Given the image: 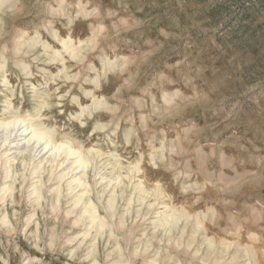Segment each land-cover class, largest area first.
<instances>
[{"label":"clouds","instance_id":"obj_1","mask_svg":"<svg viewBox=\"0 0 264 264\" xmlns=\"http://www.w3.org/2000/svg\"><path fill=\"white\" fill-rule=\"evenodd\" d=\"M216 2L0 0V52L30 34L54 33L56 24L77 40L103 26L89 61L75 67L81 83L93 85L83 95L95 93L107 107L96 109L93 98L85 111L56 80L51 90L27 88V103L12 109L32 133L26 143L60 150L85 183L80 156L61 145L115 156L103 170L94 157L88 165L87 190L109 227L78 256L79 244L65 252L72 264H264V9L245 21L246 43L237 45L227 35L232 18L212 19ZM54 3L65 15L53 17ZM80 7L93 12L87 24H74ZM116 52L128 55L124 70L88 79L92 61ZM11 164L0 159L5 171ZM70 232L53 228L45 241L18 218L5 219L0 264L10 253L19 254L12 264H31L16 243L21 233L55 253Z\"/></svg>","mask_w":264,"mask_h":264},{"label":"bare ground","instance_id":"obj_2","mask_svg":"<svg viewBox=\"0 0 264 264\" xmlns=\"http://www.w3.org/2000/svg\"><path fill=\"white\" fill-rule=\"evenodd\" d=\"M81 12L86 11L82 8ZM48 34L57 43L59 46L58 48H53L51 43L43 39L40 33H36L35 35L30 34L28 37H22L18 40L13 49L15 58L12 60V65L19 75L21 73L22 76L26 78L33 75L31 66L27 63L28 59L38 63L41 62L43 58H46L44 62L50 65L56 62H61L63 64L67 58L66 56H69L71 59L80 62V60H83V47H85V45L92 46L95 44L94 39L96 38L95 33H93V37L90 39L75 41L72 36H61L56 29L54 33ZM9 61L7 53L0 52V82L4 92L7 93H5V102L0 111V159H2L4 163L12 162L11 166L8 167L6 171L0 168V222H3L5 219L11 222L19 217L20 212L16 206L20 202H18L17 197L18 194H20V188H24L21 186L26 185V194H24L27 197L29 210L33 209V212L27 213L22 222L27 225L29 233L32 232L29 231L32 225H36L34 233H40V224L36 221L37 213L38 210L45 211L44 204L45 202L47 203L46 200L48 199V194H50L52 203L51 207H48L50 209L49 211L59 216L65 204V217L72 221L71 224H73V228H81L80 232L75 233L71 237L68 236L69 238L66 241L68 247L75 243L71 249L76 248L77 244L80 245L74 253L78 256L84 247L91 244L93 236L97 233H105L109 227L105 211L101 210L97 205L95 192L90 193L87 190L92 183L91 173L87 172L88 165L94 157L99 169L103 170L115 159V156L105 160L99 153H94L91 150L87 155H84L82 152L73 150L70 144L67 146L61 145V149L67 148L69 155L80 156V161L77 166H82L89 177L87 183H85L80 178V173L75 171L71 162H66V158H61L63 153L60 150H57L55 155H53V150L49 149V151L45 152V145L38 142V140H32L26 143V141H29V137L32 133L28 131V126L12 110L16 107L14 98L17 94L9 78ZM117 61L118 58L114 60H102L104 77H107L108 73L120 69ZM65 69L66 68L63 67V69L60 70V75L65 74L66 78L70 80L72 77L64 73ZM40 70L46 73V69ZM100 77L101 74H96L94 77L96 83L101 82ZM31 86L32 88L39 89V87L33 84H31ZM83 91L91 92L87 89ZM88 98H90L91 103L87 105L80 104V108H83L85 111L88 110V106L93 104V98H95L96 109L102 110L107 107L106 103L96 97L94 93L93 97ZM46 135V130L41 131L39 133V139L43 140ZM20 172L24 174L25 178L23 181L19 178L18 173ZM108 182H112L110 178H108ZM47 183H53V185L50 186L48 184L47 186ZM45 195L47 196L45 197ZM64 200L66 201L65 203L63 202ZM9 205L11 209H9ZM14 214H17V216L14 217ZM67 219L66 221L68 222ZM27 258L30 262L35 260L30 256H27Z\"/></svg>","mask_w":264,"mask_h":264},{"label":"rangeland","instance_id":"obj_3","mask_svg":"<svg viewBox=\"0 0 264 264\" xmlns=\"http://www.w3.org/2000/svg\"><path fill=\"white\" fill-rule=\"evenodd\" d=\"M61 8V9H60ZM82 8L85 9L86 12H81ZM262 9H264V4H261L259 7H257V2L256 0H217L215 5L211 7V16L212 19L215 20H222L226 17H231L233 24L232 27L229 29L228 36H231L233 39L234 43L237 45H240L242 43H246L245 41L242 40L241 36L239 35L241 30H247L245 26V21H249L253 18V15L256 13H259ZM57 11V12H56ZM79 15L75 16V21L74 24H79L80 22H84L85 24L88 23V20L93 16V12L87 8V7H80L78 9ZM53 17H59L65 15L64 10L62 7H57V5L54 3L53 4ZM75 15V13H73ZM127 22H125L126 24ZM55 29L59 32V34L63 37L68 36V32L65 29H62L60 27V24L55 25ZM93 33H95L96 38L94 39V43L92 46H87L83 47L82 54H83V60L80 62L78 60H73L69 56H66L65 62L62 64L61 62H56L54 64H46L44 61L46 58H43L41 62H33L31 59L27 60V63L31 66V70L33 75L26 78L23 77L22 74H18V72L13 68L12 65V60H14V55H13V49L7 51V55L9 57V78L11 80L12 85L14 86L13 89L16 90V97L14 98V104L16 107H20V101L24 100L25 103H27L26 100V92L27 88H32L31 84L41 88L45 84H47V88L49 90L53 89L56 87V85L53 83V81L59 80L61 81L65 87L60 88L59 92L61 95H63L65 92H68L69 97H76L79 104L81 105H87L90 102V98L85 97L83 93L80 91V89H87L92 91L93 85L87 84V83H81V75L76 71L75 66L83 65L84 63L89 61V56L92 53L93 49L97 48V45L100 44L103 36H104V31H103V26L102 25H93L90 30L87 33L86 37H81L79 40L83 39H90L93 37ZM36 33H33L31 35H35ZM42 35V38L49 41L53 48H58L59 46L57 43L50 37L48 32L45 33H40ZM72 38L75 41H78L75 37V35L72 36ZM118 58V65L120 66V69L108 73L107 77H110L111 74L116 73L118 71H122L125 69V66L127 65L128 62V55L125 53L121 52H116L115 54L112 55H104L102 58L98 57L95 61H92V73L88 76V79L94 78L96 74H101L103 76L104 74V68H103V59H116ZM65 67L66 69L64 70V73L68 74L72 78L69 80L66 78L65 74L60 75V70ZM40 69H46V73H43ZM39 73V74H38ZM166 77L162 76L160 80V88L163 91L164 90V81ZM75 84L76 87H72V85ZM70 89V91H68ZM0 111L2 108V105L4 104V96L5 93L4 89L2 87V84L0 82ZM7 94V93H6ZM95 94V93H94ZM70 107H75V105H70ZM80 109L78 108L77 111ZM75 114V113H73ZM103 124L104 122L101 121ZM102 133H98V135H101ZM21 169V168H20ZM92 182V181H91ZM50 186L53 185V183H47ZM24 188H20V194H18V205L16 208L20 212L18 219L23 220V218L27 215V213H32L33 209L29 210V205L27 201V197L25 196L26 194V185L21 186ZM25 191V192H23ZM25 193V194H24ZM46 194V193H45ZM47 195H45L46 197ZM48 194V199L46 200L47 203L45 202V206L43 210H38L36 221L39 225V236L43 237L45 241L50 240L52 236V229H56L57 235L61 233V230L63 228L64 231H68L69 228H71V232L69 233V236H73L75 233H78L81 231V228H73L71 224L72 221L70 219H67L65 217V200L63 201V210L61 213L54 215L49 211L52 203V198ZM50 202V203H49ZM46 207V208H45ZM49 207V208H48ZM9 209H11V206L9 205ZM45 212V213H43ZM43 214V215H42ZM54 215V216H53ZM40 216V217H39ZM52 216V217H51ZM58 217V219H57ZM65 217V218H64ZM56 220H55V219ZM64 218V219H63ZM68 220V222L66 221ZM66 221V222H65ZM41 222V223H40ZM32 228V229H31ZM36 230V225H32L29 229V231H32L30 233H34ZM51 235V236H50ZM69 237H66L65 240L67 241ZM16 243L19 244V246L22 248L24 252L27 253V256H30L31 258H34L35 260L31 262V264H72V261L69 260V256L65 255V252H69L72 246L75 245V243L71 246L68 247L65 243V249L64 251H57L53 252L51 250L52 247L50 246L49 248H44L43 243L39 245V247L34 246V243H29L28 240H25L24 234L21 233L16 237ZM86 247H84L81 252L85 250ZM80 252V253H81ZM79 253V254H80ZM3 253L0 252V255ZM18 255L16 253H10L9 256L7 257L9 259V264H12V261L14 259H18Z\"/></svg>","mask_w":264,"mask_h":264}]
</instances>
